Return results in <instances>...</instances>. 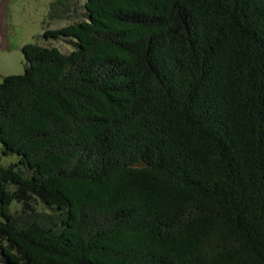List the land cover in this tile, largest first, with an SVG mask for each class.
I'll use <instances>...</instances> for the list:
<instances>
[{
    "label": "trees",
    "instance_id": "obj_1",
    "mask_svg": "<svg viewBox=\"0 0 264 264\" xmlns=\"http://www.w3.org/2000/svg\"><path fill=\"white\" fill-rule=\"evenodd\" d=\"M83 9L0 83V264H264V0Z\"/></svg>",
    "mask_w": 264,
    "mask_h": 264
},
{
    "label": "rangeland",
    "instance_id": "obj_2",
    "mask_svg": "<svg viewBox=\"0 0 264 264\" xmlns=\"http://www.w3.org/2000/svg\"><path fill=\"white\" fill-rule=\"evenodd\" d=\"M84 3L85 0H0V83L5 76L24 73L21 50L29 43L70 53L73 39L44 38V34L82 20ZM16 162L15 155L1 154L0 143V165Z\"/></svg>",
    "mask_w": 264,
    "mask_h": 264
}]
</instances>
